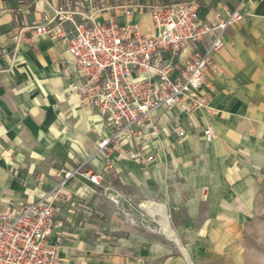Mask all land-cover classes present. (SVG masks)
Masks as SVG:
<instances>
[{"label":"crops","instance_id":"1","mask_svg":"<svg viewBox=\"0 0 264 264\" xmlns=\"http://www.w3.org/2000/svg\"><path fill=\"white\" fill-rule=\"evenodd\" d=\"M64 1L69 0H0V211L48 196L58 183V169L90 159L85 169L102 175L100 186L84 178L68 181L61 188L68 199L53 217L62 226L47 236L50 244L59 239L61 264H185V255L168 239L134 236L130 231L134 228H127L119 214L120 202L112 207L114 199L96 195L94 187L112 191L122 200L126 196L113 188V177L122 184H138L150 197L159 185L157 195L168 205L172 226L181 234L185 216L187 224L203 219L207 231L222 230L236 221L239 208H247L257 190L264 189V0H181L196 2L199 18L207 24L226 19L236 9L243 18L226 28L224 46L214 56L215 67L205 74L202 92L210 95L207 105L191 112H164L162 132L152 144L154 160L146 166L118 146L94 154L108 128L95 110L68 91L74 67L66 46L33 33L32 26L52 16L54 7ZM102 1L93 19L124 26L129 6L148 8L179 0ZM130 23L143 35L155 34L147 9L134 11ZM188 58L185 53L180 60L186 63ZM82 112L85 121L78 115ZM68 114L80 120L86 132L89 122L95 126L97 141L66 132L60 121L70 124ZM208 127L213 133L210 140L204 136ZM32 135L54 162H45V155L34 150ZM74 147L78 152L73 155ZM178 153L179 159L174 157ZM107 161L112 167L108 172ZM142 172L151 173L142 176ZM121 206L125 214V204ZM180 244L185 246L184 236Z\"/></svg>","mask_w":264,"mask_h":264},{"label":"built area","instance_id":"2","mask_svg":"<svg viewBox=\"0 0 264 264\" xmlns=\"http://www.w3.org/2000/svg\"><path fill=\"white\" fill-rule=\"evenodd\" d=\"M97 2L99 6L94 5ZM102 4V0L61 2L52 16L32 30L66 46L74 67L68 91L83 106L95 110L108 128L96 152L122 147L146 166L154 160L152 144L162 132L163 113L173 109L191 112L207 105L210 95L202 92L205 74L215 67L214 56L224 46V31L243 17L236 9L211 25L200 20L194 1L148 8L138 4L125 9L128 23L120 26L112 20L93 19ZM146 9L155 28L152 36L141 34L130 23L134 11ZM185 53L189 56L186 63L180 60ZM212 135L211 128L204 130L206 139ZM56 178L58 185L48 196L0 211V264H61L59 239L56 244L47 240L54 228L62 226L60 220L53 221L58 207L68 199L61 188L77 178L100 186L102 175L79 162L58 169Z\"/></svg>","mask_w":264,"mask_h":264},{"label":"rangeland","instance_id":"3","mask_svg":"<svg viewBox=\"0 0 264 264\" xmlns=\"http://www.w3.org/2000/svg\"><path fill=\"white\" fill-rule=\"evenodd\" d=\"M65 66H69V63L65 64ZM78 115L82 117L81 121L87 120L85 113L82 112V114L80 113ZM66 117L70 121V124L59 120L61 125L66 128V132L82 134L84 137H89L94 143L97 141L98 130L94 128L95 126H91L90 122V132H86L80 128L81 122L75 116L68 114ZM179 134L182 135L183 132L179 131ZM30 140L34 144V150L45 155V162H54L53 157L44 149L37 137L32 135ZM76 152H78L76 147L70 149L71 154L74 155ZM96 153L98 152L94 151V154ZM174 157L179 159L181 154L178 153ZM89 160L84 161V167L87 166ZM55 165L53 167H56ZM104 167L106 168V172L112 169L109 161H107ZM150 173L142 172L141 174L142 176H147ZM124 181L127 182L126 178H124ZM110 182L113 188L123 192L126 196L125 199L121 200L122 197L119 198L112 191L104 192L100 187H94L96 195H107L109 198H113L114 200L112 201L110 199V201L111 206L114 208L120 202L119 214L122 216V221H125L124 224L127 228H134V230H130L134 233V236H141L142 238L162 237L168 239L173 243L176 251H180L185 255V264H264V189L257 190L255 196L250 198L247 208H239L238 213L235 215L236 221L230 227L222 230L207 231L202 228L204 225L203 219L198 220L196 223L187 224L188 218L185 216V234H181L180 231L175 230L172 226V217L168 210V205L157 195V193H160L158 189L159 185L153 188L152 197H150L144 188L134 182L122 184L117 177H113ZM57 185L58 183L55 184V186ZM102 185L105 186L104 183ZM148 200L161 203L167 207L166 212L170 228L173 229V238L166 235L162 230L160 225L161 218L158 215H155L153 218L150 217L147 210L141 206L144 201ZM122 204H125L126 207L125 214L122 212ZM101 205L107 209L105 201L101 200ZM201 210L203 211L204 208ZM205 233L209 234L208 237H206ZM182 236L185 237V246L180 244ZM204 242L208 244L202 245ZM213 242H218L219 246L211 245Z\"/></svg>","mask_w":264,"mask_h":264},{"label":"bare ground","instance_id":"4","mask_svg":"<svg viewBox=\"0 0 264 264\" xmlns=\"http://www.w3.org/2000/svg\"><path fill=\"white\" fill-rule=\"evenodd\" d=\"M51 73H52V71H51ZM75 101H76L75 98H73L72 103L75 102ZM74 110H75V112H78L80 109H79L78 106L74 105ZM141 206L144 207V209L147 210V212L149 213L150 217L153 218L155 215H158L161 218L160 225H161L162 230L169 237H171V238L174 237L173 229L170 228V223H169V219H168V215H167V212H166L165 205H163L161 203L154 202L152 200H148V201H144L141 204ZM175 242H177V241H175Z\"/></svg>","mask_w":264,"mask_h":264},{"label":"trees","instance_id":"5","mask_svg":"<svg viewBox=\"0 0 264 264\" xmlns=\"http://www.w3.org/2000/svg\"><path fill=\"white\" fill-rule=\"evenodd\" d=\"M181 0H179L178 2H180ZM172 3H174V2H172ZM167 4H171V2H163V3H161V5H167Z\"/></svg>","mask_w":264,"mask_h":264}]
</instances>
